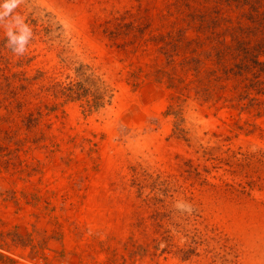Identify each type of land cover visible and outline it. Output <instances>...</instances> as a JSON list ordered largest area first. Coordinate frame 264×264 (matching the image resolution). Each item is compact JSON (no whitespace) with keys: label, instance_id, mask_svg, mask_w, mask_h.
Returning <instances> with one entry per match:
<instances>
[{"label":"rangeland","instance_id":"1","mask_svg":"<svg viewBox=\"0 0 264 264\" xmlns=\"http://www.w3.org/2000/svg\"><path fill=\"white\" fill-rule=\"evenodd\" d=\"M175 3L22 0L11 16L31 29L23 55L0 22V264H264V117L190 101L178 139L166 57L205 56ZM92 72L114 98L89 113L67 96ZM13 91L20 108L4 100Z\"/></svg>","mask_w":264,"mask_h":264},{"label":"trees","instance_id":"2","mask_svg":"<svg viewBox=\"0 0 264 264\" xmlns=\"http://www.w3.org/2000/svg\"><path fill=\"white\" fill-rule=\"evenodd\" d=\"M175 6L180 13L181 21L186 26L191 28L197 25V32L200 35L196 40L197 50L203 46L202 54L205 56L201 57L202 55L199 54L200 57H187L178 63L174 57H166V68L168 65L172 67V74L167 73V75L172 83L171 87L176 88V92L171 96V104L166 116L175 119L174 130L178 139L184 138L187 134L183 116L185 106L190 101L200 105H209L218 113L227 111L240 116L250 115L256 119L264 117V61L261 60V57H264V0H176ZM236 12L238 14L235 17L232 14ZM223 29L225 33L220 32ZM185 32L181 29L179 35ZM239 32L242 35H238ZM201 35L206 36L204 42L201 40ZM183 38L184 36L180 37L176 42L179 41L178 44H180ZM193 42L190 41V45ZM172 45L175 44L172 43ZM204 58L213 63L212 68H205ZM21 64L22 62L15 63L14 67L17 68ZM180 73H185L184 75L187 76L191 73L195 80L186 83V79L183 80ZM159 74L165 76V70L155 71L156 76ZM176 74L179 83H177ZM18 76L31 79L27 73L19 72L15 73L13 78L18 80ZM39 79L40 77L33 80ZM85 83H88V89H85ZM188 85H194V89L190 91ZM33 86L28 83L27 87H20V89L26 93ZM59 86L61 85L55 84L53 87L57 90ZM42 87V91L44 89L49 91V88ZM65 90L66 88L63 91ZM63 91H61L62 96L65 94ZM68 92L67 98L72 101L85 102V109L89 113L102 108L106 102L109 104L114 98L113 89L94 72L90 74L87 81L68 88ZM191 92L194 93L192 97ZM31 94L34 97L40 95L35 90ZM5 96L4 100L9 106L18 102L19 108L22 107L18 91H13L10 98L6 94ZM247 125L255 128L252 124L247 123ZM207 161L217 162L219 160L210 157ZM257 163L264 169V158L258 160ZM215 168L217 167H213ZM204 171L207 174L212 173V170L206 167ZM233 174H236V171H233ZM202 186H208L218 194L227 195L239 192L234 184L225 182L210 184L205 180ZM243 186L239 185V188L242 187L241 192L247 193L248 191L244 189L246 187ZM177 252L180 253L181 250Z\"/></svg>","mask_w":264,"mask_h":264},{"label":"clouds","instance_id":"3","mask_svg":"<svg viewBox=\"0 0 264 264\" xmlns=\"http://www.w3.org/2000/svg\"><path fill=\"white\" fill-rule=\"evenodd\" d=\"M22 3V0H3L0 4V22H4L5 18H9V23L6 25V35H7V47L12 50L15 55H23L27 48V44L31 38V29L23 24L22 19L17 15L15 17L11 16L13 11ZM12 21H15L13 25ZM14 26L18 27V30L14 31ZM178 208L184 209L185 205L177 204ZM191 211V208H187Z\"/></svg>","mask_w":264,"mask_h":264}]
</instances>
